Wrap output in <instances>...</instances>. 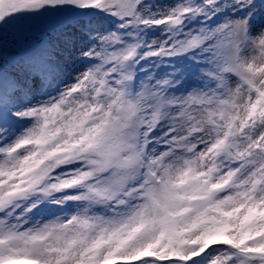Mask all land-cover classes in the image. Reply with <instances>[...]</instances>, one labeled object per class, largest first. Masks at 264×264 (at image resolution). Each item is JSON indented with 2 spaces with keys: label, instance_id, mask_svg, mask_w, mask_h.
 I'll return each instance as SVG.
<instances>
[{
  "label": "snow or ice",
  "instance_id": "obj_1",
  "mask_svg": "<svg viewBox=\"0 0 264 264\" xmlns=\"http://www.w3.org/2000/svg\"><path fill=\"white\" fill-rule=\"evenodd\" d=\"M0 264H264V0H0Z\"/></svg>",
  "mask_w": 264,
  "mask_h": 264
}]
</instances>
